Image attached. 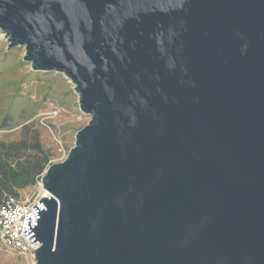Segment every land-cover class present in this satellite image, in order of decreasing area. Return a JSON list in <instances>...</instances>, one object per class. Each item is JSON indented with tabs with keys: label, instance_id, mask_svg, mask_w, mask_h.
Wrapping results in <instances>:
<instances>
[{
	"label": "water",
	"instance_id": "water-1",
	"mask_svg": "<svg viewBox=\"0 0 264 264\" xmlns=\"http://www.w3.org/2000/svg\"><path fill=\"white\" fill-rule=\"evenodd\" d=\"M0 32L90 116L35 264H264V0H0Z\"/></svg>",
	"mask_w": 264,
	"mask_h": 264
},
{
	"label": "rangeland",
	"instance_id": "rangeland-1",
	"mask_svg": "<svg viewBox=\"0 0 264 264\" xmlns=\"http://www.w3.org/2000/svg\"><path fill=\"white\" fill-rule=\"evenodd\" d=\"M23 55L21 47L8 49L0 32V142L16 144L9 153L11 159L18 154L19 160L26 162L35 153L30 144L36 132L48 156V166L66 157L75 134L90 116L79 110L78 96L67 78L57 72L31 70ZM42 192L39 178L36 183L17 189L16 194L25 199L38 197ZM0 264L27 261L0 243Z\"/></svg>",
	"mask_w": 264,
	"mask_h": 264
},
{
	"label": "built area",
	"instance_id": "built-area-1",
	"mask_svg": "<svg viewBox=\"0 0 264 264\" xmlns=\"http://www.w3.org/2000/svg\"><path fill=\"white\" fill-rule=\"evenodd\" d=\"M40 194L35 198L20 199L11 194H5L0 202V243L13 251L17 256L23 257L27 264H35L33 251L38 245H32L24 235L23 226L26 215L34 222L32 207L38 202Z\"/></svg>",
	"mask_w": 264,
	"mask_h": 264
},
{
	"label": "trees",
	"instance_id": "trees-1",
	"mask_svg": "<svg viewBox=\"0 0 264 264\" xmlns=\"http://www.w3.org/2000/svg\"><path fill=\"white\" fill-rule=\"evenodd\" d=\"M15 145L0 142V202L5 194L17 197V189L36 183L48 164V156L38 142L36 132L30 144L35 153L30 160H19L18 154L11 159L9 153Z\"/></svg>",
	"mask_w": 264,
	"mask_h": 264
},
{
	"label": "bare ground",
	"instance_id": "bare-ground-1",
	"mask_svg": "<svg viewBox=\"0 0 264 264\" xmlns=\"http://www.w3.org/2000/svg\"><path fill=\"white\" fill-rule=\"evenodd\" d=\"M42 191H43L42 192L43 195H46L47 194L46 191L43 188H42Z\"/></svg>",
	"mask_w": 264,
	"mask_h": 264
}]
</instances>
